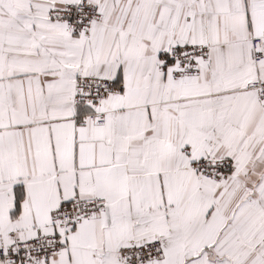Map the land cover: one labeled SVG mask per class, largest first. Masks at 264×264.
<instances>
[{
    "label": "snow or ice",
    "instance_id": "obj_1",
    "mask_svg": "<svg viewBox=\"0 0 264 264\" xmlns=\"http://www.w3.org/2000/svg\"><path fill=\"white\" fill-rule=\"evenodd\" d=\"M0 264H264V0H0Z\"/></svg>",
    "mask_w": 264,
    "mask_h": 264
}]
</instances>
